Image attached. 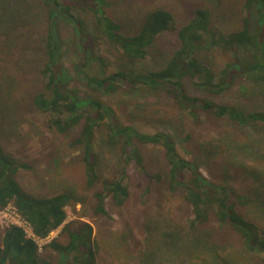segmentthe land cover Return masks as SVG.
I'll use <instances>...</instances> for the list:
<instances>
[{"label":"rangeland","instance_id":"1","mask_svg":"<svg viewBox=\"0 0 264 264\" xmlns=\"http://www.w3.org/2000/svg\"><path fill=\"white\" fill-rule=\"evenodd\" d=\"M201 1L109 0L105 11L124 32L130 33L139 26L142 13L154 9L177 13L181 7ZM213 4L224 7L215 16L227 28H233L239 0H213ZM81 16L91 23L88 13ZM43 17L39 0H0V146L25 166L19 169L16 180L28 195L50 197L66 192L74 202L65 208L66 218L51 235L52 241L40 245L42 260L56 264V253L47 246L58 239L64 226L79 221L93 230L91 249L95 264H257L253 256L240 249L234 231L219 227L212 219L204 226L193 224L194 216L181 193H170L164 180L153 177L163 167L160 147L140 148L144 169L151 175L149 179L134 163L125 165L118 149L107 144L103 129L95 137L96 171L99 177L110 180L124 173L129 197L121 207L112 205L107 198L108 215L96 212L94 193L101 188L99 184H87L83 151L75 144L77 128L57 134L47 127L44 114L32 105L41 84ZM57 23L58 33L66 43L64 82L77 98L97 96L115 109L123 124L139 133L170 136L179 154L194 162L204 178L234 188L246 197L248 218L264 228V126L242 128L206 117L196 124L186 109L162 92L139 90L96 95L79 78L83 68L81 64L77 66V61H83L71 25L61 17ZM173 47L175 37L166 33L158 39L148 60L133 68L157 69ZM109 52L103 48V53L111 58ZM85 68L92 75L101 74L95 64ZM214 100L257 110L264 106V86L257 91L238 82ZM8 213L14 218L11 211ZM3 233L0 227V243ZM175 235L170 240L169 236Z\"/></svg>","mask_w":264,"mask_h":264},{"label":"trees","instance_id":"2","mask_svg":"<svg viewBox=\"0 0 264 264\" xmlns=\"http://www.w3.org/2000/svg\"><path fill=\"white\" fill-rule=\"evenodd\" d=\"M39 1L44 10L43 61L39 71L41 84L33 95L32 105L44 114L47 127L57 134L64 135L77 128L75 144L83 151L87 184L89 187L99 184L101 188L94 193L96 212L107 216V198L112 205L121 207L129 197L124 173L110 180L99 177L96 171L95 137L103 129L107 144L118 149L125 165L134 163L149 179L151 175L144 169L140 148L160 147L163 167L153 177L164 180L170 193H181L194 216L193 224L204 226L212 219L219 227L231 229L238 237L240 249L247 256H253L257 264H264V228L248 218L246 197L234 188L204 178L194 162L179 154L170 136L141 134L123 124L115 109L97 96L80 100L68 89L63 72L66 43L58 33L57 23L61 17L71 25L83 61H77V66L81 64L83 68L79 78L96 95L112 96L139 90L162 92L186 109L196 124L206 117L242 128L264 126V106L246 110L214 100L238 82L251 86L252 90L263 88L264 0H239L233 28H227L216 17L217 10L223 6L214 5L213 0H203L181 7L177 13L170 9L142 13L139 26L130 33L124 32L105 11L109 0ZM81 13H88L91 23ZM166 33L175 37V47L159 67L135 70L134 65L146 62L158 39ZM105 47L111 58L103 53ZM91 64L101 69L100 76L86 70ZM21 168L25 166L0 146V209L13 204L34 235L45 238L62 225L65 208L74 203L73 197L66 192L50 197L28 195L16 180ZM169 238L172 240L176 235ZM92 240L91 226L76 221L64 226L58 239L47 248L56 253V264H95ZM0 264L52 263L42 260L36 245L25 238L21 229L10 227L4 230L1 239Z\"/></svg>","mask_w":264,"mask_h":264},{"label":"built area","instance_id":"3","mask_svg":"<svg viewBox=\"0 0 264 264\" xmlns=\"http://www.w3.org/2000/svg\"><path fill=\"white\" fill-rule=\"evenodd\" d=\"M9 211L12 212L14 218H10V215L8 213ZM0 227L4 230L10 227H17L21 229L24 233L25 238L33 241V243L36 245L38 253L40 251V245L42 243H44L45 241H52L51 235L55 231L54 230L49 233L45 238H39L35 236L31 226L20 216V214L16 211L15 207L11 203L6 207L0 209Z\"/></svg>","mask_w":264,"mask_h":264}]
</instances>
